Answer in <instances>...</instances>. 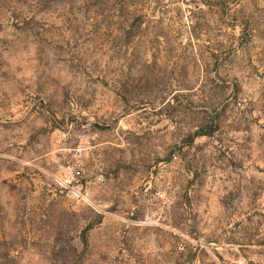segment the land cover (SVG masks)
Returning <instances> with one entry per match:
<instances>
[{
  "label": "rangeland",
  "instance_id": "obj_1",
  "mask_svg": "<svg viewBox=\"0 0 264 264\" xmlns=\"http://www.w3.org/2000/svg\"><path fill=\"white\" fill-rule=\"evenodd\" d=\"M0 264H264V0H0Z\"/></svg>",
  "mask_w": 264,
  "mask_h": 264
}]
</instances>
